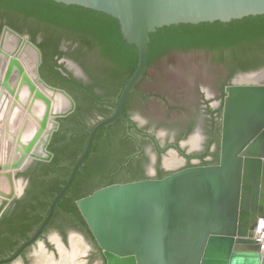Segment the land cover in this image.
Instances as JSON below:
<instances>
[{"label": "water", "instance_id": "obj_1", "mask_svg": "<svg viewBox=\"0 0 264 264\" xmlns=\"http://www.w3.org/2000/svg\"><path fill=\"white\" fill-rule=\"evenodd\" d=\"M53 1L115 18L123 40L136 47L138 59L115 112L89 131L86 147L51 210L87 156L94 134L121 114L128 94L135 90L145 71L151 33L172 24L264 15V0ZM40 63V50L29 35L4 25L0 31V137L9 147L0 161V172L10 190L0 191V216L15 194V174L30 159L51 157L47 145L57 127L56 118L74 108L65 90L40 77ZM208 64L193 58L188 65L176 64L173 73L232 78L224 88L218 162L178 169L158 179L108 184L76 200L106 264H264V241L254 237L257 222L264 219V78L244 80L264 69L234 80L231 69L220 64L210 71ZM39 103L43 110L36 115L33 111ZM16 113L21 119L11 130ZM30 120L34 131L24 137V124ZM38 232L0 263L15 259Z\"/></svg>", "mask_w": 264, "mask_h": 264}, {"label": "flooded vegetation", "instance_id": "obj_2", "mask_svg": "<svg viewBox=\"0 0 264 264\" xmlns=\"http://www.w3.org/2000/svg\"><path fill=\"white\" fill-rule=\"evenodd\" d=\"M33 43L41 53L40 77L65 90L74 108L56 118L47 145L51 157L28 160L14 176L15 194L0 216V261L17 253L46 222L15 259L0 264H38L42 259L106 264L76 200L108 184L158 179L178 169L217 163L224 88L232 78L173 73V66L161 77L144 71L121 114L94 134L87 156L51 210L89 131L113 115L127 81L108 75L102 62L77 42L51 45L38 35ZM40 104L36 115L42 113Z\"/></svg>", "mask_w": 264, "mask_h": 264}, {"label": "trees", "instance_id": "obj_3", "mask_svg": "<svg viewBox=\"0 0 264 264\" xmlns=\"http://www.w3.org/2000/svg\"><path fill=\"white\" fill-rule=\"evenodd\" d=\"M4 25L28 34L32 42L38 35L51 45L77 42L101 60L108 75L120 76L124 83L137 65L136 47L123 40L118 21L100 11L53 0H0V30ZM149 38L145 73L151 69L158 77L193 58L206 60L210 71L220 64L233 72L264 64V15L172 24Z\"/></svg>", "mask_w": 264, "mask_h": 264}, {"label": "bare ground", "instance_id": "obj_4", "mask_svg": "<svg viewBox=\"0 0 264 264\" xmlns=\"http://www.w3.org/2000/svg\"><path fill=\"white\" fill-rule=\"evenodd\" d=\"M264 77V72H261V73H258V74H252L248 77H245L244 80H252L254 78H262ZM42 106V104H40ZM36 111H34L35 113ZM42 112V110H41ZM40 113V112H39ZM21 119L20 115L18 113H16L13 117V120H12V124L11 126L12 127H16L15 125L20 121H18V119ZM33 122L32 120H30V122H28L27 124L25 123L24 124V127H23V136L24 137H28L32 134L33 132ZM8 143H6L3 138L0 137V161L3 160V158L5 157L4 155L6 154V152L8 151ZM0 191L3 192V193H8V191L10 190V185L8 183V180L6 179V177L4 176V172H0ZM16 183L14 181V191L16 190ZM3 200V197L0 195V203L1 201ZM263 235H264V219H260L256 226H255V229H254V237H260L262 239L263 238ZM73 252V251H72ZM71 253V252H70ZM72 254V253H71ZM67 255V254H66ZM41 257V255H40ZM43 257V256H42ZM65 258V257H64ZM68 258V257H67ZM67 260V259H66ZM68 262V261H67ZM61 263V262H60ZM38 264H54L51 260H43L42 261L40 260L38 262ZM67 264V263H66ZM69 264V263H68Z\"/></svg>", "mask_w": 264, "mask_h": 264}, {"label": "rangeland", "instance_id": "obj_5", "mask_svg": "<svg viewBox=\"0 0 264 264\" xmlns=\"http://www.w3.org/2000/svg\"><path fill=\"white\" fill-rule=\"evenodd\" d=\"M262 62L264 63V59H262ZM233 66H234V65H233ZM262 69H264V64L260 65L259 67L255 68V69H248V70H242V71H235V72H233V74H236L234 80L237 79V77H238L240 74H243V73H250V72H257V71H260V70H262ZM262 78H264V77H262Z\"/></svg>", "mask_w": 264, "mask_h": 264}, {"label": "built area", "instance_id": "obj_6", "mask_svg": "<svg viewBox=\"0 0 264 264\" xmlns=\"http://www.w3.org/2000/svg\"><path fill=\"white\" fill-rule=\"evenodd\" d=\"M256 238H259L261 241H264V239L260 238V237H256ZM263 238H264V235H263Z\"/></svg>", "mask_w": 264, "mask_h": 264}, {"label": "crops", "instance_id": "obj_7", "mask_svg": "<svg viewBox=\"0 0 264 264\" xmlns=\"http://www.w3.org/2000/svg\"><path fill=\"white\" fill-rule=\"evenodd\" d=\"M12 126H13V125H12ZM12 126H11V130H13L14 128H16V127H12Z\"/></svg>", "mask_w": 264, "mask_h": 264}]
</instances>
